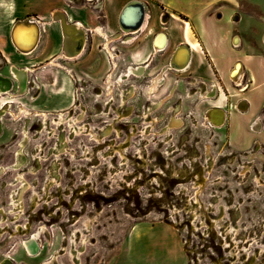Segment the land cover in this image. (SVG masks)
I'll return each instance as SVG.
<instances>
[{
	"label": "rangeland",
	"instance_id": "obj_1",
	"mask_svg": "<svg viewBox=\"0 0 264 264\" xmlns=\"http://www.w3.org/2000/svg\"><path fill=\"white\" fill-rule=\"evenodd\" d=\"M235 13L244 48L264 53V0H240ZM118 44L113 56L29 71L23 94L16 80L0 93V109L10 107L0 124V264H264V130H244L237 113L228 120L239 88L230 69L226 80L194 65L162 70L151 93L169 52L123 78L130 47ZM215 107L223 125L208 120ZM234 108L264 121V98L256 113ZM33 235L31 255L23 240Z\"/></svg>",
	"mask_w": 264,
	"mask_h": 264
},
{
	"label": "crops",
	"instance_id": "obj_2",
	"mask_svg": "<svg viewBox=\"0 0 264 264\" xmlns=\"http://www.w3.org/2000/svg\"><path fill=\"white\" fill-rule=\"evenodd\" d=\"M129 1L131 0H0V63L9 66L10 69L64 70L69 69L68 65L72 62L80 60L88 54H92L93 58L102 53L107 55L110 52L109 54L113 55V52L119 47L118 41L130 47V56H127L126 59L127 69L130 66L138 67L146 64L150 57L152 62L155 57V53L151 49L154 37L151 42H139L138 40L140 35L150 27L149 22V26L145 28L148 15L145 16L142 33H133L134 35L121 33L118 19L121 10ZM139 1L144 4L146 13L152 16V20L157 18L162 8L172 15L167 28L164 29L168 33L169 56L165 62L161 63V70L169 65L180 44L188 45L191 50L189 65L183 71L191 69L194 65L197 75L206 71L212 80L214 77L218 79V74L220 80H226L227 71L232 68L234 63L239 61L243 64L245 79L243 78L241 85H237L238 91L235 90L233 93L231 87L226 89L230 94L233 93L232 97H235L231 102L233 108L230 110L228 107L222 106L226 110L228 120L232 115L240 114L247 119L244 130H250V126L259 116L256 115V111L264 98V53L247 51L244 48L245 37L232 24H229V17L240 11V0ZM57 12L65 13L68 23H76L86 33L85 48L77 57H68L64 52V36L60 19L56 15ZM218 12H221L223 16L227 15L226 23L223 24L224 20L217 19L215 13ZM30 18L40 26L41 35L36 49L26 54L18 50L12 41L11 34L18 22ZM156 25L153 23V31L163 30ZM188 27L192 31L194 40L189 39L191 37H189ZM234 33H238L240 41L243 42L242 46L238 48L241 50L238 51L234 50L230 44V38ZM107 37L110 38V41L106 46ZM126 37L132 38L130 41H124ZM233 54L235 55L232 56ZM113 63L118 66L116 59L113 60ZM84 64L87 65L86 62ZM258 92L262 97L260 100L255 99L256 96H259ZM244 98H248L250 104L245 101L247 106L243 109L238 107V109L246 111L252 104L255 115L242 114L234 108L236 103H240ZM229 130H234L232 125L229 126ZM258 130H264V121H261ZM262 134L264 136V131ZM249 141L246 137L239 136L240 144H247ZM154 264L160 263L156 261Z\"/></svg>",
	"mask_w": 264,
	"mask_h": 264
},
{
	"label": "bare ground",
	"instance_id": "obj_3",
	"mask_svg": "<svg viewBox=\"0 0 264 264\" xmlns=\"http://www.w3.org/2000/svg\"><path fill=\"white\" fill-rule=\"evenodd\" d=\"M135 7L139 8V9H145V6H143L141 3L137 4H132L130 6V10L126 11V15H127V20L130 22L131 25L135 26V27H139V25L141 24V19L143 20L142 26L139 28L141 29L145 23V16H146V12L143 13V15H139V17H137V15L135 14ZM122 11V10H121ZM121 14V12H120ZM57 17L59 19H62L64 22V29H65V33L63 32V36H64V52L68 57H77L79 56L83 49L85 48V43H86V33L80 29V27L74 25V24H67V17L65 13L62 12H57ZM120 16V15H119ZM119 20V19H118ZM72 23V22H70ZM139 31V30H138ZM138 31L135 32H122V34H133L136 33ZM188 33L189 37H191V40H194L192 37V31L190 30V27H188ZM40 35H41V29L40 26L38 25V23H36L35 21L32 22L30 25L21 23L19 24L15 29H14V34H11L12 37V41L15 44V46L18 48L19 51L23 52V53H31L32 51H34L36 49V47L39 44L40 41ZM67 36V38H66ZM68 40V41H67ZM109 38H108V42H109ZM105 45L107 46L108 43H105ZM105 46V47H106ZM164 47V46H163ZM162 47V48H163ZM181 47H187L186 44H182L179 49ZM189 48V46H188ZM68 49L70 51H68ZM178 49V51H179ZM109 51V50H108ZM178 51L175 54V57L178 53ZM110 53V52H109ZM174 55V54H173ZM113 56V55H112ZM173 57V56H172ZM174 59L170 60V63L168 66H166L163 71L167 70V69H173V70H182L183 68H185L187 65H189L190 62V53L189 51H185L184 56L182 57L183 60L180 63V65H178L174 60ZM243 64H241V66L239 67V70L236 72L235 74V79H238L239 77H242V71H243ZM132 71H134L133 68L130 69H126L125 72H123L122 76L123 78H127L129 75L132 74ZM231 71V69H230ZM229 71V73H230ZM109 78L113 77V73L108 75ZM5 84L8 86H10V81L7 79H3ZM125 80V79H124ZM161 79V75L157 76V78H155V80H153V84L148 88L147 91L149 92H154L156 90V88H158L157 86H159L162 81ZM122 81V79L120 80ZM148 92V93H149ZM207 114V113H206ZM47 114H45L46 116ZM71 117V116H70ZM63 118V117H62ZM61 118V120H63ZM208 120H211L213 123L215 124H222L225 120V113L223 110H220L219 108H212L211 111L208 114ZM223 125V124H222ZM20 153V152H19ZM18 155V154H17ZM20 158H18L19 160ZM21 161H18V163H20ZM16 202V200H15ZM35 240V238H33ZM24 246L25 248L28 250V252H30V254H34L33 249L36 246V243L31 242V241H24ZM53 261H46L44 264H52Z\"/></svg>",
	"mask_w": 264,
	"mask_h": 264
},
{
	"label": "flooded vegetation",
	"instance_id": "obj_4",
	"mask_svg": "<svg viewBox=\"0 0 264 264\" xmlns=\"http://www.w3.org/2000/svg\"><path fill=\"white\" fill-rule=\"evenodd\" d=\"M162 12H164V14H162ZM146 15H148L149 17H148V19H147V24H146V26H145V28H147L148 26H149V22H150V27H149V31H148V33H147V35H148V37L151 35V39L154 37V40H153V45H152V50L154 51V53H155V56L157 55V54H162V53H165V52H169V44H167L168 43V33L164 30V29H166L167 28V26H168V24H169V22H170V20H171V17H172V15L166 10V9H164V8H162L161 9V11H160V13L158 14V16H157V18L155 19H153L152 20V16L150 15V14H147L146 13ZM147 17V16H146ZM151 18V19H150ZM154 20H156V24L158 25V27L160 28V29H163V30H156V31H153V27L151 26V25H153V23H154ZM141 29H143V28H141ZM164 32L163 34H162V36H160L158 39H157V41H156V36H157V34L159 33V32ZM145 32V31H144ZM139 33H142V30H140V31H138L137 33H135V34H139ZM130 35H134V34H130ZM108 38L109 37H107V40H106V42L105 43H109L108 42ZM132 38V37H131ZM131 38L130 37H126V39L124 40V41H130L131 40ZM110 39V38H109ZM151 39H150V42H151ZM190 39V38H189ZM191 40V39H190ZM110 41V40H109ZM195 42V41H194ZM193 42V43H194ZM86 44V43H85ZM156 44V45H155ZM182 44H180L179 46H181ZM164 46V47H163ZM167 46V47H166ZM188 46V45H187ZM163 47V48H162ZM166 47V48H165ZM156 48H158V49H156ZM178 48V47H177ZM177 48H176V50H177ZM164 49V50H163ZM162 50V51H161ZM175 50V51H176ZM189 51V53H190V56H191V50H190V48H188V47H181L180 49H179V51H178V53H177V55H176V57H175V62L178 64V65H180V63L182 62V60H183V56H184V53H185V51ZM68 51H70L69 49H68ZM175 53V52H174ZM172 59V58H171ZM151 60H152V58L150 57L149 59H148V62H146V64H143V65H139L138 67L137 66H130V67H128V69H130V68H133L134 69V71H132V74L131 75H129L127 78H130L131 76H140V75H142L144 72H146V70L151 66V64H152V62L154 61H152L151 62ZM151 63V64H150ZM166 65V64H165ZM164 66V65H163ZM188 67V65L185 67V68H183L182 70H184V69H186ZM162 68V67H161ZM29 71L30 70H23V69H21V68H12V69H10V72H11V76H4V75H2V74H0V93H3V94H7V93H9V94H11V92H12V90H13V88H14V80H16L17 82H19L20 83V94H23V93H25V92H27V90H28V78H29ZM145 74V73H144ZM143 74V75H144ZM142 75V76H143ZM159 75H161V79L162 80H160V81H162L163 82V80H164V76H162V70L153 78V80H155V78H157V76H159ZM240 78V77H239ZM238 78V79H239ZM3 79H7V80H9L11 83H10V86H8L7 87V85L5 84V82H4V80ZM153 82V81H152ZM162 84V83H161ZM216 108V107H215ZM220 109V108H219ZM1 110V109H0ZM220 110H222V109H220ZM10 111V107L9 106H5L1 111H0V124H1V116L3 115L2 113H7V112H9ZM40 114H42V115H44L45 116V114L46 113H40ZM17 166L18 165H21V162L20 163H18L17 162V164H16ZM14 200H16V198L14 197ZM20 203V201H17L16 200V203ZM19 207H21V205L19 206ZM33 238H35V240L33 239ZM24 241H31V242H34V243H36V246L34 247V249H33V252H34V254H35V251H36V248H37V246H38V243H37V236L36 235H33V236H31V237H29V238H27V239H24L23 240V246H24ZM25 247V246H24ZM34 254H31V255H34ZM51 261H53V260H51ZM4 264H11L10 262H8V261H6Z\"/></svg>",
	"mask_w": 264,
	"mask_h": 264
},
{
	"label": "water",
	"instance_id": "obj_5",
	"mask_svg": "<svg viewBox=\"0 0 264 264\" xmlns=\"http://www.w3.org/2000/svg\"><path fill=\"white\" fill-rule=\"evenodd\" d=\"M137 2L138 3H141L143 6H144V4L141 2V1H139V0H131V1H129L124 7H123V9H122V11H121V14H120V16H119V26H120V29L122 30V32H126V33H128V32H135V31H140L141 29H139L141 26H142V23H143V18L140 20L141 21V24L139 25V27H135V26H133V25H131L130 24V22L127 20V15H126V11H128V10H130V6L132 5V4H137ZM135 14L137 15V17H139V15H143V13H145L146 12V8L145 9H139V8H137V7H135ZM67 17V16H66ZM59 19V18H58ZM32 22H34V20L33 19H28V20H24V21H20V22H18L16 25H15V27H14V29L19 25V24H21V23H24V24H27V25H30ZM60 22H61V27H62V30H63V32L65 33V29H64V22H63V20L62 19H60ZM67 24H74V25H76L77 26V24L76 23H68L67 22ZM81 30H83L84 31V29H82V28H80ZM85 32V31H84ZM13 34H14V30H13ZM12 34V35H13ZM66 38H67V36H66ZM68 41V40H67ZM238 40H236L235 42H237ZM179 47L180 46H178V48H177V50L175 51V53H174V55H173V57H172V60L174 59V57H175V54H176V52L178 51V49H179ZM188 47V46H187ZM68 54V53H67ZM241 62H239V63H237L236 64V66H235V68L232 70V72H231V77L232 78H234V80H237V79H235V74H236V72L239 70V67L241 66Z\"/></svg>",
	"mask_w": 264,
	"mask_h": 264
},
{
	"label": "built area",
	"instance_id": "obj_6",
	"mask_svg": "<svg viewBox=\"0 0 264 264\" xmlns=\"http://www.w3.org/2000/svg\"><path fill=\"white\" fill-rule=\"evenodd\" d=\"M162 14H164V12H162ZM216 16H217V18H221V13H216ZM232 21L233 22H238L239 21V14H234V16L232 17ZM164 32L162 31V32H159L158 34H157V36H156V41H157V39L160 37V36H162V34H163ZM236 40H238L237 42H235ZM241 41H240V37H239V35L238 34H235L234 36H233V38H232V43H233V45L234 46H239V43H240ZM156 49H158V48H156ZM237 63H239V61L238 62H236V63H234V65H233V67L231 68V71H230V74H231V72H232V70L235 68V66H236V64ZM230 77H231V75H229ZM244 76H245V74H244V69H243V71H242V77H240L238 80H234V78H232L231 77V79H232V82L233 83H235V84H237V85H241V83H239L243 78H244ZM241 89H242V86H241ZM247 106V103L245 102V100H242L240 103H238V107L240 108V109H243V108H245ZM260 126H261V121L260 120H258V118H256L255 120H254V123H253V130H258V129H260Z\"/></svg>",
	"mask_w": 264,
	"mask_h": 264
}]
</instances>
